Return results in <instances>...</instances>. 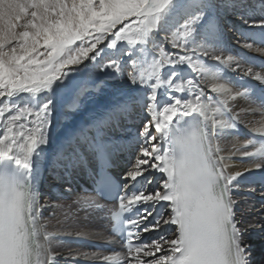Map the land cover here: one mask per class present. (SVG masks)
Segmentation results:
<instances>
[{
  "label": "snow or ice",
  "instance_id": "obj_1",
  "mask_svg": "<svg viewBox=\"0 0 264 264\" xmlns=\"http://www.w3.org/2000/svg\"><path fill=\"white\" fill-rule=\"evenodd\" d=\"M44 162L63 193L41 191ZM95 219L106 252L58 250ZM256 224L264 0H0V264H251Z\"/></svg>",
  "mask_w": 264,
  "mask_h": 264
},
{
  "label": "bare ground",
  "instance_id": "obj_2",
  "mask_svg": "<svg viewBox=\"0 0 264 264\" xmlns=\"http://www.w3.org/2000/svg\"><path fill=\"white\" fill-rule=\"evenodd\" d=\"M91 107L86 108L83 111V115L81 117L77 116L72 120L71 124L68 125L67 127L63 128L60 132L57 131V139H59L61 136L65 135L67 132L71 131L72 129L76 128L79 124L83 123L85 120L88 119V117L92 114L90 111ZM261 115L259 114V112L257 111V113L255 115H250L248 116L246 119L248 121H255V120H259L261 119ZM243 126V125H242ZM244 127V126H243ZM246 128V127H245ZM59 130V129H58ZM247 130H249L247 128ZM240 142L243 143L244 141L241 139H236L235 137L230 139L229 141H227V146L231 147V144L233 142ZM49 152L51 151V148L48 150ZM252 162V158H241V157H235L232 161L233 164V169L234 170H240L242 169L244 166L251 164ZM252 175L254 176H258V173H253ZM44 177V181L42 182L41 179ZM52 177L48 174V165L47 162H44L43 166H42V170H41V178H40V189L41 191L45 194V197L48 196H52V193L50 191V189H47V184L49 183V180H51ZM54 199V197H53ZM72 199H74V197H71L70 199H67L66 201H54L55 203H59V204H70L72 203ZM257 210H259V208H257ZM257 219L256 217L253 218V220ZM53 223H55V221H53ZM91 230H95L98 233H101L102 235H97V236H93L92 240H98L100 241L103 237V232L101 231V229L98 227L97 223L95 221H93L91 223V225L89 226ZM261 225L256 224L255 225V230L250 231L249 235L247 237L248 242L251 245V255H253L252 253H254L253 251L264 246V232H262L261 230ZM74 239L75 238H65L62 242H59L57 244V248L60 252H62L65 256H67L68 252L71 251L74 254L78 251H87L84 247H78L74 244ZM89 252V251H87Z\"/></svg>",
  "mask_w": 264,
  "mask_h": 264
},
{
  "label": "rangeland",
  "instance_id": "obj_3",
  "mask_svg": "<svg viewBox=\"0 0 264 264\" xmlns=\"http://www.w3.org/2000/svg\"><path fill=\"white\" fill-rule=\"evenodd\" d=\"M101 102H103V98H102ZM89 107H92V106H89ZM82 115H83V112H82L80 115H78L77 118H78V117H81ZM61 130H62V129H59L58 131L60 132ZM55 200H56V199L54 198L53 201H55Z\"/></svg>",
  "mask_w": 264,
  "mask_h": 264
}]
</instances>
